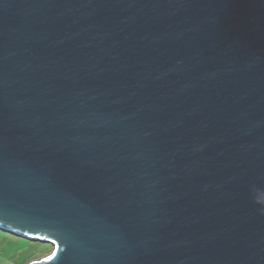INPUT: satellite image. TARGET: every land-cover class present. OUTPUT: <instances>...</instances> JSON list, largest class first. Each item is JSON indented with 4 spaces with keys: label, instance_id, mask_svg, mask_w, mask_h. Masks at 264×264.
Here are the masks:
<instances>
[{
    "label": "water",
    "instance_id": "95a60500",
    "mask_svg": "<svg viewBox=\"0 0 264 264\" xmlns=\"http://www.w3.org/2000/svg\"><path fill=\"white\" fill-rule=\"evenodd\" d=\"M0 230L264 264V0H0Z\"/></svg>",
    "mask_w": 264,
    "mask_h": 264
},
{
    "label": "rangeland",
    "instance_id": "374dc122",
    "mask_svg": "<svg viewBox=\"0 0 264 264\" xmlns=\"http://www.w3.org/2000/svg\"><path fill=\"white\" fill-rule=\"evenodd\" d=\"M26 242L27 245L20 243ZM52 245L31 242L0 230V264H28L51 253Z\"/></svg>",
    "mask_w": 264,
    "mask_h": 264
},
{
    "label": "crops",
    "instance_id": "0c3cea01",
    "mask_svg": "<svg viewBox=\"0 0 264 264\" xmlns=\"http://www.w3.org/2000/svg\"><path fill=\"white\" fill-rule=\"evenodd\" d=\"M20 242V241H19ZM20 243H22L23 245H27L25 242L21 241Z\"/></svg>",
    "mask_w": 264,
    "mask_h": 264
},
{
    "label": "trees",
    "instance_id": "16d2710c",
    "mask_svg": "<svg viewBox=\"0 0 264 264\" xmlns=\"http://www.w3.org/2000/svg\"><path fill=\"white\" fill-rule=\"evenodd\" d=\"M29 242V241H28ZM32 242V241H31ZM26 243V242H25ZM27 244V243H26Z\"/></svg>",
    "mask_w": 264,
    "mask_h": 264
}]
</instances>
